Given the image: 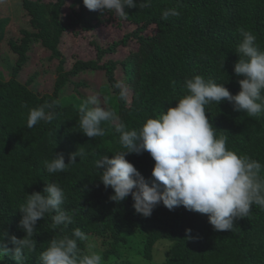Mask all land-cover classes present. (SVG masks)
<instances>
[{
  "label": "trees",
  "instance_id": "obj_1",
  "mask_svg": "<svg viewBox=\"0 0 264 264\" xmlns=\"http://www.w3.org/2000/svg\"><path fill=\"white\" fill-rule=\"evenodd\" d=\"M12 1L17 4L14 16L9 0H0V64L6 57L2 52L14 57L8 79L0 69V233L22 239L25 233L19 227L22 214L18 210L25 194L42 192L46 182L54 181L65 191L64 207L75 211L74 222L63 234L81 229L87 236L78 242L81 254H100L102 264H264V210L259 206L253 205L247 218L234 221L231 232L213 230L206 215L183 206L169 211L160 204L145 218L135 212L131 196L120 203L111 201L112 189L98 179L102 170L95 169V161L99 156L111 158L124 150L115 123L102 122L104 134L93 139L78 128L80 105L92 95L129 130L175 107V101L188 94L185 79L194 75L225 83L236 95L238 81L243 79L234 74L240 30L254 33L264 50V0H152L146 10L126 8V21L114 13L89 11L83 0ZM173 7L180 15L161 19L162 12ZM107 27L122 32L107 37ZM79 32L87 34L89 56L83 61L73 55L70 62L62 46L66 40L72 43L68 35ZM36 49L54 63L57 77L50 76L52 91L32 89L30 79L22 82L16 77ZM83 75L96 76L103 83L100 94L82 82ZM71 79L74 89L69 98L73 102L69 103L58 97V91ZM117 83L120 88L114 87ZM46 102L54 104L53 121L28 128L29 109ZM206 107L214 129L228 137L229 150L264 164V115L248 117L234 111L227 101ZM81 150L85 158L77 157L64 172H46L44 161L53 155L63 154L67 164L69 155ZM126 159L146 180L153 179L154 161L149 153L129 154ZM51 223L50 215L37 221L33 237L37 248L26 253L27 264H39L48 241L60 235ZM132 234L138 238L129 249ZM5 243L13 247L7 237ZM160 245L163 255L156 261ZM0 264H15L11 253Z\"/></svg>",
  "mask_w": 264,
  "mask_h": 264
},
{
  "label": "clouds",
  "instance_id": "obj_2",
  "mask_svg": "<svg viewBox=\"0 0 264 264\" xmlns=\"http://www.w3.org/2000/svg\"><path fill=\"white\" fill-rule=\"evenodd\" d=\"M83 5L89 11L114 13L126 21L129 18L126 8L146 10L152 6V0H140L138 4L134 0H83ZM179 15L173 7L164 10L161 19ZM240 35L234 74L243 79L238 81L240 91L236 95L229 92L225 83L194 75L185 79L188 94L175 101V107L131 130L114 112L102 107L95 95L82 101L79 132L93 139L104 134L102 122H114L118 143L124 149L111 158L101 155L95 161V169L102 170L99 181L113 191L111 201L120 203L131 196L135 212L145 218L160 204L169 211L183 206L206 215L208 223L218 232H231L234 221L247 218L253 205L264 210V175H261L264 164L229 150L228 137L214 129L206 116L207 105L218 106L222 101L248 117L264 115V50L259 48L257 36L251 31L241 29ZM114 87L120 88L121 84ZM53 107L54 104L46 102L29 109L27 127L31 129L41 121L51 123L55 118ZM218 132L221 134L217 135ZM143 152L149 153L154 161L151 181L126 159L129 154ZM85 156L84 151H76L69 155L66 164L64 155L57 153L44 161V167L48 174L64 172L76 163L77 157ZM25 197V203L18 210L22 214L19 227L25 236L18 239L0 233V260L11 253L15 264H27L26 253H34L37 248L33 239L36 223L50 215L51 228L58 229L60 235L48 241V247L39 255V264H102L100 254H81L78 242L87 240L81 229H73L71 235L63 234L74 222L75 211L64 207L66 194L58 183L48 181L42 192L25 194ZM190 231L186 229V233ZM5 237L13 245L11 249Z\"/></svg>",
  "mask_w": 264,
  "mask_h": 264
},
{
  "label": "rangeland",
  "instance_id": "obj_3",
  "mask_svg": "<svg viewBox=\"0 0 264 264\" xmlns=\"http://www.w3.org/2000/svg\"><path fill=\"white\" fill-rule=\"evenodd\" d=\"M9 11L11 16H14L17 9V4L9 0ZM13 18V17H12ZM107 32V37H113L115 35H119L122 32V29L117 30L112 27L105 28ZM87 34L85 32H79L78 36H71L68 35L67 37L70 38L72 43L64 41L62 49L67 52L70 62H72L71 56L76 55V58L81 59L85 61L87 57L89 56L87 48H89V44L87 39L85 38ZM103 41V40H100ZM4 47V44H2ZM130 46L128 45L126 47V50L130 51ZM126 50L122 51V54L126 53ZM36 53H33L30 57H28L29 61L27 67L19 73L16 77L18 80L22 82H26L28 79H30V87L35 90L39 91H52L53 90V83L51 81L50 76L53 74V65L54 63L47 62L44 53L39 52L37 49L35 51ZM38 52V53H37ZM2 54L6 55L2 60L3 62L0 64V69L2 70L1 76L8 79L10 77V71L9 67L12 66L14 57L7 52H2ZM75 58V59H76ZM74 59V60H75ZM8 67V68H7ZM34 74V77H31V75ZM31 77V78H30ZM53 77H57L55 74H53ZM81 79H84L82 82H87L86 86H93L95 89H97V93L100 94V86L103 85V83H100V80L95 76L93 78L90 77V75H83L81 76ZM99 80V81H98ZM73 80H69L64 84V86L58 91V97L61 100H68L69 103L73 102L72 98H69L70 92L74 89ZM72 89V90H71ZM66 102V101H62ZM138 238L136 234L131 235V239L128 241L129 243V249L133 247L134 240ZM164 242V241H161ZM164 246L160 245L158 251L155 255V260L161 259L163 255ZM130 251V250H129ZM127 251L126 253L130 256V252ZM136 261V260H135ZM140 264H144L140 262Z\"/></svg>",
  "mask_w": 264,
  "mask_h": 264
}]
</instances>
